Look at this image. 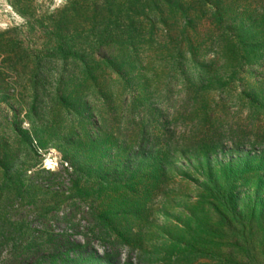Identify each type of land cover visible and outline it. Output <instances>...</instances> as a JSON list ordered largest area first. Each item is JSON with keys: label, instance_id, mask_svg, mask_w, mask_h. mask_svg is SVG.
<instances>
[{"label": "rangeland", "instance_id": "obj_1", "mask_svg": "<svg viewBox=\"0 0 264 264\" xmlns=\"http://www.w3.org/2000/svg\"><path fill=\"white\" fill-rule=\"evenodd\" d=\"M0 264H264V0H0Z\"/></svg>", "mask_w": 264, "mask_h": 264}, {"label": "trees", "instance_id": "obj_2", "mask_svg": "<svg viewBox=\"0 0 264 264\" xmlns=\"http://www.w3.org/2000/svg\"><path fill=\"white\" fill-rule=\"evenodd\" d=\"M102 2H108V1H110V0H101ZM113 1H117V0H113Z\"/></svg>", "mask_w": 264, "mask_h": 264}, {"label": "bare ground", "instance_id": "obj_3", "mask_svg": "<svg viewBox=\"0 0 264 264\" xmlns=\"http://www.w3.org/2000/svg\"><path fill=\"white\" fill-rule=\"evenodd\" d=\"M48 164V163H47ZM50 164V163H49Z\"/></svg>", "mask_w": 264, "mask_h": 264}]
</instances>
